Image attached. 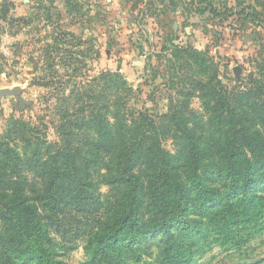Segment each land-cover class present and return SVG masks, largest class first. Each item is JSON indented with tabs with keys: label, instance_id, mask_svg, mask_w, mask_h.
<instances>
[{
	"label": "rangeland",
	"instance_id": "rangeland-1",
	"mask_svg": "<svg viewBox=\"0 0 264 264\" xmlns=\"http://www.w3.org/2000/svg\"><path fill=\"white\" fill-rule=\"evenodd\" d=\"M15 87L0 95V150L8 146L22 161L0 160L25 181V214L47 226L55 262L86 264L89 239L109 225L119 198L106 182L107 157L84 145L95 136L90 106L109 101L102 112L111 123L116 111L147 112L162 149L182 165L178 151L188 133L201 141L215 134L214 114L226 112L218 101L234 109L233 96L251 90V102L264 107V0H0V89ZM245 116L251 130L261 129L257 112ZM87 117L72 136L95 208L50 212L38 199L40 178L24 162L53 156L61 123ZM202 180L222 185L219 175ZM257 192L264 196V184ZM206 214L193 245L182 235L195 264H264V215L261 226L240 225L236 238L220 244L217 233L203 234ZM155 216L141 212L143 220ZM162 245L150 234L125 249L123 264H156ZM0 264H12L2 250Z\"/></svg>",
	"mask_w": 264,
	"mask_h": 264
},
{
	"label": "trees",
	"instance_id": "trees-1",
	"mask_svg": "<svg viewBox=\"0 0 264 264\" xmlns=\"http://www.w3.org/2000/svg\"><path fill=\"white\" fill-rule=\"evenodd\" d=\"M106 76L123 82L117 74ZM249 92L233 96L234 109L218 101L226 112L216 110L213 136L205 141L194 134L185 136V144L178 151L183 160L180 166L162 149L159 128L147 112L127 116L125 111H116L111 123L102 112L109 111V101L104 100L99 109L90 106L88 117L95 136L85 140L84 145L91 154L107 157L103 162L108 166L106 182L119 198L111 207L109 225L91 235L86 264H123L125 249L134 250L136 243H142L150 234L161 237L163 243L156 264H195L190 245L201 233L196 225L206 213L211 222L205 225L203 234L217 233L222 239L220 244L236 238L240 225L261 226L264 196L257 190L264 184V107L251 102ZM246 107L260 116V130H251ZM88 117L61 123L62 145L56 144L53 156L24 162L40 178L38 199L50 212L64 206L95 208L94 194L78 167L80 151L72 136L73 128L87 127ZM1 158L13 163L22 161L8 146L0 150ZM8 168L7 162L0 160V250L5 260L12 264H59L54 251L48 248L47 226L41 224L40 216L27 218L25 214V181ZM183 168L187 171H181ZM213 175H219L221 187L204 185L203 177ZM144 210L156 216L143 220ZM182 235L192 239L190 245L183 243ZM235 244L240 249L239 242Z\"/></svg>",
	"mask_w": 264,
	"mask_h": 264
},
{
	"label": "water",
	"instance_id": "water-1",
	"mask_svg": "<svg viewBox=\"0 0 264 264\" xmlns=\"http://www.w3.org/2000/svg\"><path fill=\"white\" fill-rule=\"evenodd\" d=\"M18 91V87H15L12 90H8V89H0V95H5V94H12V93H16Z\"/></svg>",
	"mask_w": 264,
	"mask_h": 264
}]
</instances>
